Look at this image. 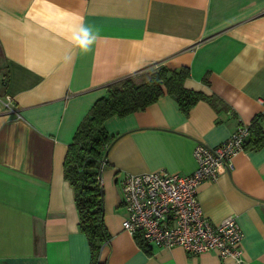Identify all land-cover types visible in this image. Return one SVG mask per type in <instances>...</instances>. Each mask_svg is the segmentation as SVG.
Listing matches in <instances>:
<instances>
[{
    "label": "crops",
    "instance_id": "1",
    "mask_svg": "<svg viewBox=\"0 0 264 264\" xmlns=\"http://www.w3.org/2000/svg\"><path fill=\"white\" fill-rule=\"evenodd\" d=\"M81 18L98 30L92 51L72 40ZM188 68L184 86L212 97L187 112L160 95L103 122L114 136L101 164L106 264H264V145L238 151L197 185L205 216L234 215L242 261L216 251L161 247L122 228L125 173L189 174L198 142L215 145L261 114L264 0H0V264H90L73 192L68 143L107 85L153 66Z\"/></svg>",
    "mask_w": 264,
    "mask_h": 264
},
{
    "label": "built area",
    "instance_id": "2",
    "mask_svg": "<svg viewBox=\"0 0 264 264\" xmlns=\"http://www.w3.org/2000/svg\"><path fill=\"white\" fill-rule=\"evenodd\" d=\"M248 135V125L239 124L218 144L196 143L193 155L197 166L189 174L162 169L125 173L121 201L127 214L122 228L157 246L178 245L189 254L216 251L222 258L241 262L243 231L235 216L212 223L199 204L197 185L214 180L220 166L231 167L232 156L245 149Z\"/></svg>",
    "mask_w": 264,
    "mask_h": 264
},
{
    "label": "trees",
    "instance_id": "3",
    "mask_svg": "<svg viewBox=\"0 0 264 264\" xmlns=\"http://www.w3.org/2000/svg\"><path fill=\"white\" fill-rule=\"evenodd\" d=\"M145 71L148 72L141 77L127 75L107 85L106 94L93 102L78 123L64 155L63 177L73 192L78 229L88 240L90 264H106L100 259L99 252L102 243L109 238L103 222L99 172L101 159L114 136L104 128V120L114 114L123 116L143 109L165 93L173 95L184 112L199 99L212 101V97L184 86L188 76L186 66L170 69L157 65ZM261 120V114H257L247 124L249 135L244 147L252 149L264 145Z\"/></svg>",
    "mask_w": 264,
    "mask_h": 264
},
{
    "label": "clouds",
    "instance_id": "4",
    "mask_svg": "<svg viewBox=\"0 0 264 264\" xmlns=\"http://www.w3.org/2000/svg\"><path fill=\"white\" fill-rule=\"evenodd\" d=\"M99 39L98 30H94L91 26L83 23V18L78 28L72 35V40L83 54L92 51V45Z\"/></svg>",
    "mask_w": 264,
    "mask_h": 264
},
{
    "label": "rangeland",
    "instance_id": "5",
    "mask_svg": "<svg viewBox=\"0 0 264 264\" xmlns=\"http://www.w3.org/2000/svg\"><path fill=\"white\" fill-rule=\"evenodd\" d=\"M147 72H148V71H145V70L140 71L139 74H137V76H138V77H141V76H143L144 74H146ZM138 77H137V78H138Z\"/></svg>",
    "mask_w": 264,
    "mask_h": 264
}]
</instances>
